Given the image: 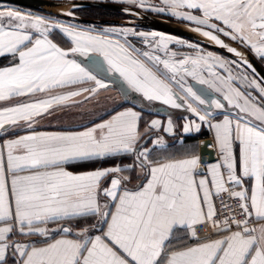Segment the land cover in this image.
<instances>
[{"label": "snow or ice", "instance_id": "snow-or-ice-1", "mask_svg": "<svg viewBox=\"0 0 264 264\" xmlns=\"http://www.w3.org/2000/svg\"><path fill=\"white\" fill-rule=\"evenodd\" d=\"M117 2L187 22L240 59L157 31H96L0 10V57L10 60L0 68V133L18 130L0 144V264H264V80L221 38L264 61V0ZM54 33L70 47L56 43ZM109 75L126 86V99L130 91L197 117H182L183 132H199L202 124L214 131L220 161L205 173L198 155L154 159L140 146L143 135H174V122L151 120L142 135V113L133 108L114 109L83 130H36L43 118L97 100L110 88ZM150 142L166 148L162 136ZM122 156L133 164L68 170ZM133 180L140 183L128 187ZM223 194L238 202L241 218L228 204L230 214L219 218L215 199ZM88 218L99 234L75 223ZM200 226L214 235L201 239ZM17 236L43 239L22 243Z\"/></svg>", "mask_w": 264, "mask_h": 264}, {"label": "crops", "instance_id": "crops-1", "mask_svg": "<svg viewBox=\"0 0 264 264\" xmlns=\"http://www.w3.org/2000/svg\"><path fill=\"white\" fill-rule=\"evenodd\" d=\"M53 39L56 43H58L61 47L67 49L70 47V44L67 42L66 38H63L60 34L54 33ZM10 65V60L8 57H0V68L6 67ZM109 77V78H108ZM112 78V76L105 77L106 82L110 84V88L107 91H104L100 94L97 100L92 102H86L83 107H74L70 109H66L64 111L57 112L55 115L49 118H43L40 120V123L36 126V130L38 131H61V130H83L84 126H90L92 123L100 122L102 118H104L108 113L112 112L114 109H123V108H133L136 111H140L142 113V119L140 123L141 132L143 135V130L147 126L151 120L159 119L162 122V125L166 126V122L169 117L174 122V135H169L162 130L159 133L149 132L146 135H143V139L140 143L146 138V136L155 134L154 140L157 136H162L166 148L159 149L155 147L150 141L148 142L146 147L152 149V157L154 159H182L190 155H198L201 159V169L199 171L207 172V166L218 163L220 161V153L217 149L215 139H214V131L210 130L206 125H201V129L199 132H191L185 134L183 132V125L185 120L182 117H187L189 120H196L198 118L193 116L189 112H185L184 110L171 109L166 105H162L161 107L167 108L168 113H161L157 111H142L141 108L134 105L130 100L125 98L122 92L118 89L112 87L113 82L108 80ZM124 86V85H123ZM126 90V86H124ZM130 93V91H129ZM129 95V94H128ZM27 99V98H20ZM20 102V100H12L7 102L8 104H15ZM5 106L4 104H0V107ZM176 110L178 112H182L181 115L174 116L172 112ZM16 129H10L7 133H0V144H2L6 139L15 138ZM21 134H24L21 131ZM133 164L132 156H122L119 158L101 160L89 162L86 164H78V165H70L68 167L69 171L73 172H85L92 171L100 168H109L116 165H120L121 167H126L128 165ZM137 172V170H134ZM140 183L139 180H133L128 187H135L136 184ZM216 200V199H215ZM89 222L78 221L75 223L82 224L83 226L90 228V234H99L96 232L94 228L90 227V223H95L94 218H88ZM79 230L78 228H74V231ZM182 236L183 233L181 232ZM58 238V237H57ZM20 242H29L41 240L43 238L32 237L26 238L17 236ZM188 243H193L194 241L188 240Z\"/></svg>", "mask_w": 264, "mask_h": 264}, {"label": "water", "instance_id": "water-1", "mask_svg": "<svg viewBox=\"0 0 264 264\" xmlns=\"http://www.w3.org/2000/svg\"><path fill=\"white\" fill-rule=\"evenodd\" d=\"M0 4H8L28 10H32L33 12H46L50 13L56 17L73 21L75 23L85 24V25H105V24H119V21H108V20H97V19H87L80 16H67L58 12H55L54 9H61V8H68L74 10L82 9V8H96V9H107V10H115L119 12H124L129 14V12H135L140 15V20L142 22H138V26H143L149 29L161 31L163 33L172 34L175 36H179L191 41H194L196 43H199L200 45H204L206 47H209L211 49L216 50V52H220L228 57L234 58L239 60L240 58L234 56L231 53H228L226 49L219 48L216 46L213 42L207 40L206 38L200 36L198 33L193 32L190 30V27L185 24L173 22L164 20L149 14H146L144 12L138 11L136 9L127 8L126 6L115 4V3H109V2H103V1H94V0H73V1H59V0H0ZM133 16V15H132ZM224 39V38H222ZM227 44H229L231 47L236 48L238 51L243 53L244 57L253 65V67L256 69V75L261 79L264 80V65L254 56L248 49H246L243 46H240L236 43H232L229 40L224 39ZM83 63L87 64L88 61L84 60L83 58H80ZM109 78V77H108ZM110 81H114V78L108 79ZM195 84V82H192ZM112 87L115 89H118L121 91L122 88H125L119 81L113 82ZM196 88H203L205 92H208V94L211 97H216L215 93L210 92V90L204 88V86L201 85H195ZM122 92V91H121ZM129 94V92H128ZM136 98L137 96L134 95ZM157 112H163L168 113L169 111L165 107H160L159 109L155 110ZM155 134L146 136V138L140 143V146H145L150 141V138L153 139Z\"/></svg>", "mask_w": 264, "mask_h": 264}, {"label": "flooded vegetation", "instance_id": "flooded-vegetation-1", "mask_svg": "<svg viewBox=\"0 0 264 264\" xmlns=\"http://www.w3.org/2000/svg\"><path fill=\"white\" fill-rule=\"evenodd\" d=\"M59 1H62V0H59ZM66 1H73V0H66ZM104 2V1H103ZM106 2H109V3H115V4H119V5H123V6H126L127 8H131V9H136L138 11H141V12H144L146 14H149V15H152V16H155V17H158V18H161V19H164V20H168V21H173V22H177V23H184L180 20H177L176 18H173L171 16H168V15H164V14H157V13H154L152 11H144L143 9L141 8H138L136 7L135 5H129V4H123V3H119V2H113V1H106ZM85 10L86 9H95V8H84ZM98 10H101L99 15H96L94 16L93 18H90V17H86L87 19H97L98 21L99 20H108V21H119L120 23L119 24H105V25H100L101 27H104V26H107V25H111V26H128V27H134L136 28V30H139V31H145V32H149V31H157V30H153V29H149V28H146V27H143V26H138L137 23L138 22H142L140 19H135L133 18V16H131L130 14H127V13H124V12H119V11H115V10H107V9H98ZM74 14L75 15H80V12L77 11V10H74ZM81 17V16H80ZM157 32H160L162 34H166V35H170V36H173V37H176V38H181L185 41H189V42H192V43H196L194 41H191V40H188V39H185V38H182V37H179V36H175V35H172V34H168V33H163L161 31H157ZM135 46H139V44H141V40H139V37H134V38H131L130 40ZM199 44V43H197ZM200 45V44H199ZM173 46V47H172ZM203 48H206V49H209L213 52H216V50L214 49H211L209 47H206L204 45H201ZM171 47L174 49V50H178L180 51V49L178 47H176L175 45H171ZM180 52H183V51H180ZM251 52V51H250ZM218 53V51L216 52ZM220 53V52H219ZM252 53V52H251ZM222 54V53H221ZM253 54V53H252ZM255 56V55H254ZM257 58V57H256ZM258 59V58H257ZM259 60V59H258ZM260 62L262 60H259ZM262 63V62H261ZM264 65V63H262ZM134 95H136L137 97L135 98ZM217 96V94L215 95ZM128 99L130 100V102H132L134 105H136L137 107L141 108L142 111H155L157 109H159L161 107V104H159L158 102H154V103H149L147 101H144L140 96H138L137 94L135 93H129L128 95ZM172 114L174 116L176 115H181L183 114L182 112H178L176 110H174L172 112Z\"/></svg>", "mask_w": 264, "mask_h": 264}, {"label": "rangeland", "instance_id": "rangeland-1", "mask_svg": "<svg viewBox=\"0 0 264 264\" xmlns=\"http://www.w3.org/2000/svg\"><path fill=\"white\" fill-rule=\"evenodd\" d=\"M62 1H66V0H62ZM94 1H104V2H106V1H113V2H117V0H94ZM152 2L153 3H158L159 2V0H152ZM123 4H126V3H123ZM129 5H132V4H129ZM9 8H14V9H17V10H19L20 12H22V13H31V14H33V15H37V16H50V17H52V18H56V19H59L62 23H66V24H75V25H77L79 28H88V29H91V28H95V30L96 31H99L100 29H102V28H108V27H115V28H118V29H122V28H134V27H128V26H111V25H107V26H104V27H101V26H96V25H85V24H80V23H75V22H73V21H69V20H65V19H62V18H59V17H56V16H54V15H52V14H50V13H46V12H36V11H32V10H28V9H24V8H20V7H16V6H12V5H8V4H0V10H6V9H9ZM139 8V7H138ZM69 12H72V13H74L73 11H72V9H69L68 10ZM130 13V12H129ZM75 15V14H74ZM76 16H78V15H76ZM82 16H84L83 18H86L87 16H89V17H92L93 15L91 14V12H90V10H84L83 11V13H82ZM132 16V15H131ZM133 18H135V19H139L140 18V15L138 14V15H133ZM181 24H185V25H188L189 27H190V25L187 23V22H184V23H181ZM134 29H136V28H134ZM137 31H139V30H137ZM150 32V31H149ZM131 38H134V37H132V36H130L129 37V40H131ZM221 38H224V39H226V40H229L228 38H226V37H221ZM139 40H140V38H139ZM229 41H231V40H229ZM187 42H189V41H187ZM232 43H236V42H233V41H231ZM192 43V42H191ZM236 44H238V43H236ZM238 45H240V44H238ZM176 47H178L177 45H175ZM240 46H242V45H240ZM136 47H138V48H141V49H144V45L141 43V44H139V46H136ZM173 47V46H172ZM243 47H245L246 49H248L246 46H243ZM180 49V51H183L182 53H189V52H191L192 50H190V49H188V48H179ZM206 49V48H205ZM207 51H211V50H209V49H206ZM249 50V49H248ZM213 52V51H212ZM214 53H216V52H214ZM217 54H219V55H221V56H223V57H226L227 59H229V60H237V59H234V58H231V57H228V56H226V55H224V54H221V53H217ZM253 55H254V53H253ZM258 58V57H257ZM259 60H261L260 58H258ZM237 61H239V60H237ZM262 63H264V61H261ZM249 72L251 71V70H248ZM256 75V74H255ZM256 77H257V79H260L257 75H256Z\"/></svg>", "mask_w": 264, "mask_h": 264}, {"label": "built area", "instance_id": "built-area-1", "mask_svg": "<svg viewBox=\"0 0 264 264\" xmlns=\"http://www.w3.org/2000/svg\"><path fill=\"white\" fill-rule=\"evenodd\" d=\"M216 209L219 218L223 219L225 215H229L230 213L224 208V204H228L232 209L236 210L237 218H241L239 216V205L238 202L234 199H230L227 194H223L222 197L216 198L215 200ZM198 235L201 239L209 236H213L214 233L210 227L200 226L197 228Z\"/></svg>", "mask_w": 264, "mask_h": 264}, {"label": "trees", "instance_id": "trees-1", "mask_svg": "<svg viewBox=\"0 0 264 264\" xmlns=\"http://www.w3.org/2000/svg\"><path fill=\"white\" fill-rule=\"evenodd\" d=\"M85 9L84 8H82V9H77V11H79L80 12V15L79 16H81V17H84V16H82V13H83V11H84ZM86 10H90V12H91V14L93 15L92 17H90V18H93L94 16H96V15H99V13H100V11L101 10H98V9H86ZM85 10V11H86ZM87 17H89V16H87Z\"/></svg>", "mask_w": 264, "mask_h": 264}, {"label": "bare ground", "instance_id": "bare-ground-1", "mask_svg": "<svg viewBox=\"0 0 264 264\" xmlns=\"http://www.w3.org/2000/svg\"><path fill=\"white\" fill-rule=\"evenodd\" d=\"M68 10H69L68 8H61L60 10L54 9L55 12H58L61 14L68 13L69 12Z\"/></svg>", "mask_w": 264, "mask_h": 264}]
</instances>
